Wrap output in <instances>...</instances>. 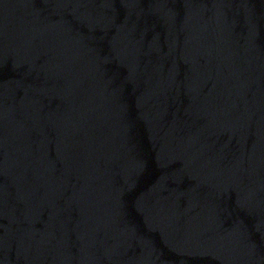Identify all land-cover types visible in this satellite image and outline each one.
<instances>
[{
  "label": "water",
  "instance_id": "95a60500",
  "mask_svg": "<svg viewBox=\"0 0 264 264\" xmlns=\"http://www.w3.org/2000/svg\"><path fill=\"white\" fill-rule=\"evenodd\" d=\"M0 264H264V0H0Z\"/></svg>",
  "mask_w": 264,
  "mask_h": 264
}]
</instances>
